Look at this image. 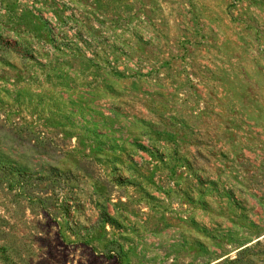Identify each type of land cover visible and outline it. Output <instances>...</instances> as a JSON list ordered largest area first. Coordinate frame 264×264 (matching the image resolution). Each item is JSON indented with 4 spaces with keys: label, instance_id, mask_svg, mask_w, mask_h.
<instances>
[{
    "label": "rangeland",
    "instance_id": "1",
    "mask_svg": "<svg viewBox=\"0 0 264 264\" xmlns=\"http://www.w3.org/2000/svg\"><path fill=\"white\" fill-rule=\"evenodd\" d=\"M0 264H264V0H0Z\"/></svg>",
    "mask_w": 264,
    "mask_h": 264
}]
</instances>
